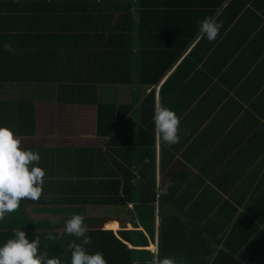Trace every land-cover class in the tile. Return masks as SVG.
Masks as SVG:
<instances>
[{"label": "crops", "instance_id": "obj_1", "mask_svg": "<svg viewBox=\"0 0 264 264\" xmlns=\"http://www.w3.org/2000/svg\"><path fill=\"white\" fill-rule=\"evenodd\" d=\"M60 1H64L63 13L70 6L82 10L79 4H83L84 20L88 18L89 23L98 18L107 19L108 10L115 19L120 15L113 11L114 0ZM51 2L0 0V17L11 9L16 16L9 19L12 20V23L8 21L9 25L1 24L5 28L3 32L10 30L12 34H19L11 26L17 28L23 21V18L17 21L19 11L35 8L37 3L43 8L53 7ZM257 6L253 2L242 12L224 14L214 41L198 39L197 34L180 48L182 33H176L173 42H166L170 37H164L165 42L158 49L149 50L153 55L156 53L153 61L157 57V62H173L155 83H141L140 66L137 57H133L126 84H115L113 79H108L105 82L109 84L96 89L98 100L104 98L115 105L129 107L122 117L126 123L122 125L128 130L132 128L136 141L141 133L146 139L142 147H148V138L153 140L150 153L143 157L142 168L132 169L135 190L127 203L132 206L131 218L122 227L130 224L131 230L134 229L136 207H152L156 233L164 218L169 233L176 232L179 238L183 235L200 238L207 264H264V6ZM53 16L56 15H44L42 20L30 23L50 27L59 21L58 16L56 19ZM56 50L80 52L74 56L78 65L82 61L77 69L80 83L92 82L87 73L94 70L85 66L84 61L89 57L84 52H97L101 50L99 47L63 46ZM68 62L71 64L62 57L60 72L75 67L73 58ZM121 78L127 79L128 75L118 76ZM61 81L54 86L32 80H0V100L31 99L35 115L49 111L46 115L60 114L65 122V127L58 131L50 121L46 128H51L54 134L49 136L51 139L47 138L50 143L43 144V135L36 134V127L39 122L45 125V116L41 119L35 116L34 134L17 135L21 147L25 145L23 138L28 137L35 142L26 146H100L102 139L95 135V107L67 102L72 97L62 91ZM157 104L172 109L180 117L178 143L167 145L159 141L155 124L149 127L151 120L154 123L153 118L145 120L146 112L141 118V108H152L154 115ZM136 146L133 145L134 155H131L134 164L140 162ZM141 177L154 181L152 201V198L146 199V190L139 189ZM155 229L150 233L152 245Z\"/></svg>", "mask_w": 264, "mask_h": 264}, {"label": "trees", "instance_id": "obj_2", "mask_svg": "<svg viewBox=\"0 0 264 264\" xmlns=\"http://www.w3.org/2000/svg\"><path fill=\"white\" fill-rule=\"evenodd\" d=\"M253 2L257 7L264 6V0H114L113 11L120 14L117 19L108 10L107 19L98 18L89 23L88 18L84 20L82 10L86 8L83 4H79L82 10L70 6L63 13L64 1L53 0L50 3L53 7L43 8L37 3L33 6L35 8L19 11L21 13L17 21L22 18L23 21L17 28L11 25L19 34H12L10 30L3 32L5 28L1 26L9 25L12 23L9 19L16 18L12 15L15 13H11L12 9L10 13L2 15L0 80L23 79L48 82L54 86L61 84L59 80H62V91L72 97L67 102L95 107V135L102 140L98 147L22 146L23 149L38 152L41 157L37 166L46 172L43 194L36 201L22 200L16 212L6 214L5 219L0 220V246L14 238L15 229H21L30 241L34 239V233L39 236V251L46 253L48 258H58L61 264H71V251L67 245L76 238L65 233L64 226L73 214H80L85 218L87 235L91 238V243L84 245L89 254L102 252L107 264H151L153 245L150 233L155 229L154 209L136 207L137 218L132 230L130 224L124 228L121 222L131 218L132 206L127 203L132 198L131 192L135 190L132 185V169L142 168L143 157L150 153L153 140L148 138V147H142L146 139L141 133H138L136 141L132 128L128 130L122 125L126 123H123L122 117L129 107L115 105L106 99L100 102L95 96L96 89L99 85L109 84L105 82L108 79H113L115 84H126L133 57H137L140 66L141 83H155L173 62H157V57L153 61L156 53L153 55L150 50L158 49L161 42H165L162 41L164 37H170L166 42H173L176 33H182L179 47H185L198 34V21L214 15L220 17V20L226 13L242 12ZM44 15H56L59 21L50 27H37L30 23L42 20ZM5 43L11 44L15 51L5 50ZM63 46L101 49L97 52H84L89 57L88 61H84L85 66L94 70L87 73L88 80L92 82L85 85L80 83L82 79L77 69L82 66V61L78 65L74 60V56L80 52L56 50ZM92 54L94 56L91 58ZM62 57L69 64L68 61L73 58L75 67L60 72L59 62ZM117 75H128V78L118 79ZM32 103L27 98L0 100V126L11 128L16 135H33L35 112ZM140 110L141 118L145 112V120L153 118L152 108L147 109L145 106ZM153 125L151 120L149 127ZM134 144H138L136 152L140 156L137 164L131 158L134 155ZM141 179L139 189L146 190V199L152 198V201L154 181L143 177ZM98 206H104L98 214H88ZM61 220L62 226L59 229ZM166 224L163 218L157 227L156 247L161 258L170 256L178 260L182 258L184 264H207L201 252L203 246L200 245V238L196 240L197 237L186 235L179 238L176 232L169 233ZM50 232L55 239L47 238ZM80 242L77 240V243Z\"/></svg>", "mask_w": 264, "mask_h": 264}, {"label": "clouds", "instance_id": "obj_3", "mask_svg": "<svg viewBox=\"0 0 264 264\" xmlns=\"http://www.w3.org/2000/svg\"><path fill=\"white\" fill-rule=\"evenodd\" d=\"M198 25V39L207 38L211 42L219 35L222 22L214 15L206 16L198 21ZM3 47L9 52L15 51L11 44L5 43ZM153 121L159 141L167 145L179 142L181 120L172 109L157 104ZM40 159L38 152L21 147L20 137L11 128L0 126V220H4L6 214L16 212L22 200L36 201L42 196L46 172L37 166ZM84 220V216L73 214L65 222V233L76 238L67 245L71 251V264H107L102 252L89 254L84 247L91 243ZM13 236L0 246V264H61L58 258H48L46 253L39 251L40 239L36 233L31 241L21 229H15ZM47 238L55 239L51 232ZM77 240L81 242L77 243ZM151 264H184V261L170 256L161 258L158 249H154Z\"/></svg>", "mask_w": 264, "mask_h": 264}, {"label": "rangeland", "instance_id": "obj_4", "mask_svg": "<svg viewBox=\"0 0 264 264\" xmlns=\"http://www.w3.org/2000/svg\"><path fill=\"white\" fill-rule=\"evenodd\" d=\"M101 101H105V99L104 98H102L101 100H100V102ZM43 112H44V114H38V113H36V118H38V119H41V117H44L45 118V125H42L40 122H39V124L37 125V127H36V134L38 135V136H41V135H43L42 137L44 138V142H43V144L44 143H50L51 141H49L47 138H50L49 136H52L53 134H54V131L50 128V129H47L46 127L49 125L48 123L50 122V121H52V122H54L53 124H54V126L56 127V129L59 131V130H61V129H63L64 127H65V122L62 120V118L60 119V114H57L56 116H54V117H52L51 115L49 116V115H46L48 112H46V111H44L43 110ZM49 114V113H48ZM64 118H65V116H64ZM48 130V131H47ZM84 131V130H83ZM82 131V132H83ZM49 132V133H48ZM48 133V134H47ZM30 137H28V138H23V139H25V141H23V143L25 144V145H32V143L33 142H35V141H33V140H31V139H29ZM51 139V138H50ZM98 139V138H97ZM68 141V140H67ZM54 142V141H53ZM57 142L58 143H60L59 142V140H57ZM67 143H69V142H67ZM93 207V206H92ZM102 207H104V206H98V207H96L94 210H90V212L88 213V214H98L99 213V211H100V209L102 208ZM128 219H124L122 222H121V224H125L126 222H127V224H128V221H127ZM61 226H62V220H61V222H60V226H59V229L61 228ZM58 229V230H59Z\"/></svg>", "mask_w": 264, "mask_h": 264}, {"label": "built area", "instance_id": "obj_5", "mask_svg": "<svg viewBox=\"0 0 264 264\" xmlns=\"http://www.w3.org/2000/svg\"><path fill=\"white\" fill-rule=\"evenodd\" d=\"M156 231H155V237H154V240H153V249L151 250V252L156 249Z\"/></svg>", "mask_w": 264, "mask_h": 264}]
</instances>
